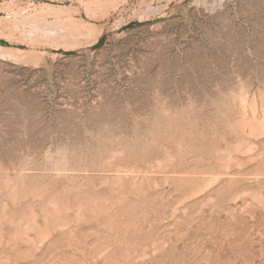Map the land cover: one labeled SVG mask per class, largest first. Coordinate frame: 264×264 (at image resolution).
Returning <instances> with one entry per match:
<instances>
[{
    "label": "rangeland",
    "instance_id": "374dc122",
    "mask_svg": "<svg viewBox=\"0 0 264 264\" xmlns=\"http://www.w3.org/2000/svg\"><path fill=\"white\" fill-rule=\"evenodd\" d=\"M0 264H264V0H0Z\"/></svg>",
    "mask_w": 264,
    "mask_h": 264
}]
</instances>
